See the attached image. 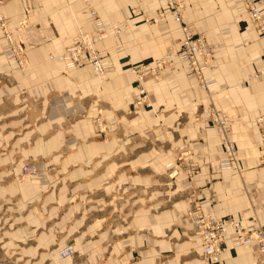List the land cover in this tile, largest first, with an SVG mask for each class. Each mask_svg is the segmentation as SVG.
I'll return each mask as SVG.
<instances>
[{"label":"crops","instance_id":"1","mask_svg":"<svg viewBox=\"0 0 264 264\" xmlns=\"http://www.w3.org/2000/svg\"><path fill=\"white\" fill-rule=\"evenodd\" d=\"M186 2V21L217 45L215 65L205 71L217 79L215 94L207 96L190 66L176 62L161 80L147 76L150 101L135 111V71L172 54L183 39L170 15L148 22L167 10L166 0H7L0 6L30 64L21 70L7 60L0 26V234L7 237L2 247L18 260L264 264L256 246L226 250L212 262L188 214L200 207L218 217L243 214L252 230L264 224V134L255 122L264 115V33L245 0ZM88 9L109 29L127 26L97 44L116 68L105 81L89 64L61 73L62 64L49 60L80 32H95ZM210 107L231 123L236 169L219 166L224 150L217 130L193 124ZM100 109L107 137L92 122ZM186 146L199 172L168 179L166 165ZM26 163L37 176H23ZM69 243L76 256L60 258Z\"/></svg>","mask_w":264,"mask_h":264},{"label":"built area","instance_id":"2","mask_svg":"<svg viewBox=\"0 0 264 264\" xmlns=\"http://www.w3.org/2000/svg\"><path fill=\"white\" fill-rule=\"evenodd\" d=\"M246 1L253 20L257 23L259 30L264 33V20L262 16L264 0ZM3 3L4 1L0 0V6ZM184 3V0H166L167 11L173 15L175 21L182 28L183 39L177 51L167 55L163 59L156 60L153 66L142 65L135 71L138 75L140 87L145 77L148 75L158 77L164 68L174 67L176 62L189 65L204 88H210L214 84L215 79L213 77H207L205 71L215 65L216 47L208 41L204 34L195 33L185 23L182 15ZM88 13L92 16L96 28L95 32H80L63 54L58 56L51 55L50 59L62 64L61 72L65 73L77 66L89 64L93 67L96 75L102 78L112 71L114 67L107 58V52L105 50H99L97 44L110 35H118L126 27V24L114 25L109 29L96 10L89 9ZM165 13L164 11V14L161 16L165 15ZM0 26L4 31L5 44L3 51L7 59L15 61L17 68L26 70L28 68V59L24 47L17 41L14 32L9 29L7 19L1 10ZM172 56L177 59H171ZM139 91L140 95L146 92L143 88H140ZM138 101L139 103L142 102L141 98ZM210 120L213 126L217 127L220 132L225 147V156L219 162L220 168L223 170L236 169L238 167V150L236 144L228 137L230 123L226 117L217 112L213 113ZM256 123L260 126L264 134V115L257 117ZM25 171L29 173L33 172V168L30 165H26ZM189 217L194 218L197 222V231L203 245L204 253L212 262H219L222 254L226 250H232L240 246H256L262 254L264 263V225H260L252 230L245 225L244 222L247 218L243 214L239 216L228 215L218 217L212 213L204 212L200 207H195L190 211ZM75 253L74 246L67 245L59 251V256L62 259H66L74 256Z\"/></svg>","mask_w":264,"mask_h":264},{"label":"rangeland","instance_id":"3","mask_svg":"<svg viewBox=\"0 0 264 264\" xmlns=\"http://www.w3.org/2000/svg\"><path fill=\"white\" fill-rule=\"evenodd\" d=\"M4 3L7 1V0H3ZM184 8H183V11H182V15H183V18H184V21L187 25L190 26V24L186 21V12H187V2L186 0H184ZM246 4H247V1L245 0ZM3 3V4H4ZM248 6V4H247ZM89 10V9H88ZM136 10H138L136 8ZM248 10L251 14V11L249 9V6H248ZM164 11L166 12L165 15H170L172 18H173V15L171 13H169L167 10H164V7L161 8L158 12V16L155 17V18H149L148 22H153V23H156V22H159L163 17L161 16L162 14H164ZM264 20V19H263ZM119 25V24H117ZM9 27V26H8ZM191 29L195 32V33H198V34H204L207 39H208V35L206 32H202V31H199L195 28H193L192 26H190ZM10 29V28H9ZM123 29H127V26L124 27ZM122 29V30H123ZM15 36H16V33L14 32ZM79 35V34H78ZM77 35V36H78ZM76 36V37H77ZM116 35H110L109 37L107 38H110V37H114ZM75 37V38H76ZM74 38V40H75ZM106 38V39H107ZM105 40V39H104ZM18 41V40H17ZM209 41V39H208ZM19 42V41H18ZM74 42V41H73ZM211 44L214 45V47H216V51H217V45H215V43H212L211 41H209ZM20 44H22V46L24 47V44L22 42H19ZM71 45V44H70ZM69 45V46H70ZM68 46V47H69ZM4 47V45H3ZM67 47V49H68ZM66 49V50H67ZM179 48L177 49H173L174 52L177 51ZM107 52V58L108 60L113 64V69L112 71H110L107 75H105L104 77L99 78L100 81H105L107 80L114 71H116V68H115V64L113 63V61L111 59H109V53H108V50L106 49H103ZM24 51H25V48H24ZM5 54V53H4ZM51 55H54V54H50L49 55V60L52 61L50 59ZM6 56V55H5ZM58 56V55H57ZM166 57V56H164ZM7 58V57H6ZM8 60V59H7ZM10 61V60H9ZM28 61V68L30 67V64H29V59L27 60ZM57 63V62H56ZM62 67V66H61ZM27 68V69H28ZM167 68V67H166ZM164 68V70L166 69ZM26 69V70H27ZM60 72H61V68H60ZM61 73H65V72H61ZM136 74V73H135ZM163 71L161 72L160 75H158L157 80H161L163 78ZM136 78H137V88H138V91L140 90V88H143L146 92L145 94L143 95H140V97H136L137 99L134 100V103H133V111H135L136 109H138L140 107V104H142L143 101H146V103H149L150 101V95H149V92H147V89L145 87V80L149 77H145L144 80H142V86L140 87L139 85V81H138V75L136 74ZM151 76V75H150ZM153 77V76H151ZM209 77V76H207ZM210 77H213V76H210ZM215 79V82L212 86H210V88H204L201 83H200V86L202 88H204V90L207 92V96H213L215 94V92H212L213 88L216 87L217 85V79L215 77H213ZM199 80V79H198ZM140 87V88H139ZM140 93V91H139ZM139 96V95H138ZM141 98L142 102L139 103V99ZM138 102V103H137ZM214 112H217V113H220L221 115H223L224 117H226L224 115V113L222 111H218L216 109H213V107H210V108H207L205 111H203L202 113L198 114L195 119H194V125L198 126L200 128L201 131H207L208 129L210 128H213L215 130H217V132L219 133V138H220V141L222 143V147H223V150L225 151V147H224V143H223V139H222V136L220 134V132L218 131L217 127H214L213 126V123L212 121L210 120L211 117L213 116V113ZM135 113V112H134ZM92 122H93V126H94V129L95 131L103 136V137H107L108 136V133H109V126H108V123H107V119L103 113V111L100 109L99 110V113L97 116L93 117L92 119ZM256 122V121H255ZM230 127H231V123H230ZM234 142V141H233ZM235 143V142H234ZM236 144V143H235ZM237 147V145H236ZM238 150V148H237ZM193 149L190 147V146H186V147H183V148H179L176 150L175 152V157L173 159V161H171L169 164L166 165V170H165V175L168 177V179H174L176 178L180 173H184L186 174L189 178H192L193 175H196L198 172H199V168H200V165H199V161H197L196 157L194 156L193 154ZM225 156V152H224V155L222 157H219L218 159V162H220V160ZM26 165H30L29 163H26ZM25 165V166H26ZM32 168H33V172H26L25 171V167H24V171H23V176L26 177V176H37L38 175V169L32 165H30ZM185 196L186 197H190L191 196V191L190 190H186L185 191ZM195 207L191 208L190 211H192ZM190 211H188V214L190 213ZM0 226L3 227L2 223L0 222ZM0 232H2V228L0 227ZM7 240V237H3L1 236L0 234V264H25L27 262H23L22 260H18V256H17V253L15 251H12V250H8L7 248L5 247H2V245L5 244ZM68 245H73V243H69ZM76 256V255H75ZM30 264H33L32 262Z\"/></svg>","mask_w":264,"mask_h":264},{"label":"bare ground","instance_id":"4","mask_svg":"<svg viewBox=\"0 0 264 264\" xmlns=\"http://www.w3.org/2000/svg\"><path fill=\"white\" fill-rule=\"evenodd\" d=\"M136 75V74H135ZM137 77V76H136ZM264 225V224H263Z\"/></svg>","mask_w":264,"mask_h":264}]
</instances>
